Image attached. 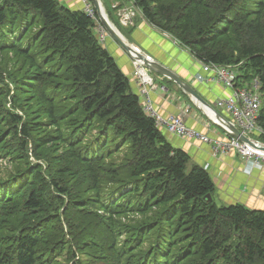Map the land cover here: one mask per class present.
Masks as SVG:
<instances>
[{
    "label": "trees",
    "instance_id": "obj_1",
    "mask_svg": "<svg viewBox=\"0 0 264 264\" xmlns=\"http://www.w3.org/2000/svg\"><path fill=\"white\" fill-rule=\"evenodd\" d=\"M132 1L237 87L259 80L264 143V0ZM94 27L59 0H0V264H264V208L215 202Z\"/></svg>",
    "mask_w": 264,
    "mask_h": 264
},
{
    "label": "crops",
    "instance_id": "obj_2",
    "mask_svg": "<svg viewBox=\"0 0 264 264\" xmlns=\"http://www.w3.org/2000/svg\"><path fill=\"white\" fill-rule=\"evenodd\" d=\"M62 4L73 8L82 9L81 0H59ZM105 12L104 1L99 0ZM122 5L124 0H111ZM92 2V1H91ZM93 4V3H92ZM94 6V5H93ZM113 15L118 19L115 10ZM135 26L131 29L124 28L127 32L119 29V32L128 43L139 47L152 59L169 67L183 79L195 87L198 93L227 120L229 115L221 107L215 104L218 98H226L231 94V89L221 82L199 80L209 77L212 72L203 68L201 62L195 59L183 46L171 38L167 33L158 30L155 26L139 17ZM97 24L95 23L94 31ZM107 33V32H106ZM109 40L107 41V38ZM102 44L111 53L121 70L127 76L133 92L137 93L140 101L144 98L140 95V86L136 76L133 74L134 64L127 52L112 39L108 33ZM156 88H148L147 96L153 102L154 107L163 114H183L187 125L194 127L212 137H225L226 130L215 124L207 115L203 106L197 105L190 96L183 92L177 85L168 84L160 79L157 73L149 71ZM154 76H157V81ZM162 82V83H161ZM163 87V88H162ZM168 139L176 146L185 150L192 163L203 166L211 175L216 192L226 201L240 202L248 207L264 208V167L246 166L247 163L237 153H226L213 155L211 146L197 140L178 137L164 130ZM249 169V170H248Z\"/></svg>",
    "mask_w": 264,
    "mask_h": 264
},
{
    "label": "built area",
    "instance_id": "obj_3",
    "mask_svg": "<svg viewBox=\"0 0 264 264\" xmlns=\"http://www.w3.org/2000/svg\"><path fill=\"white\" fill-rule=\"evenodd\" d=\"M129 4L122 5L119 2H113L112 8L119 19V23L123 27L135 26V18L140 12L134 6L132 0H128ZM83 4L82 10L97 24V40L102 45L106 37V30L98 20L97 13L91 0H81ZM137 47V46H135ZM140 49L139 47H137ZM142 51V50H141ZM149 59H152L149 56ZM133 74L138 80L140 86L139 93L144 98L142 108L144 112L154 119L155 125L168 133L183 137L186 139L197 140L207 143L211 146L213 155L237 153L249 167H264V150L260 148L264 145L259 138H255L252 134L259 135L262 132L261 127L257 124V117L262 103V94L260 91V82L257 78H253L245 82L242 86L237 87V73L233 71L232 65H219L213 63L201 62L203 68L211 71L209 77L198 76L197 79L205 81L221 82L232 91L226 98H218L215 104L221 107L229 115V121L246 137L250 138L252 144L240 141L238 138L226 133L223 137H212L201 132L194 127L186 124L183 114H163L160 113L153 105L151 99L147 96L148 88H156L149 71L139 60H133ZM147 87V89H146ZM163 88V87H162ZM249 170V169H248Z\"/></svg>",
    "mask_w": 264,
    "mask_h": 264
},
{
    "label": "water",
    "instance_id": "obj_4",
    "mask_svg": "<svg viewBox=\"0 0 264 264\" xmlns=\"http://www.w3.org/2000/svg\"><path fill=\"white\" fill-rule=\"evenodd\" d=\"M95 11L97 13V17L101 25L104 27L108 35L114 39L121 47L127 52V54L132 58V60H139L143 63L144 67L148 71H152L157 73L164 78L172 81L175 85H177L183 92H185L188 96L192 98V100L199 106H203L207 110V115L209 118L217 124L219 127H222L226 130V132L240 141L248 142L252 144L250 138L243 135L229 120H227L221 113H219L212 105H210L195 89L193 85H191L187 80L183 79L179 74L165 66L164 64L158 62L154 59H149L148 55L138 49L134 45L127 42V40L123 37V35L119 32L117 27L113 24V22L109 19L106 14L103 6L101 5L99 0H91ZM260 148L264 150V145H261ZM207 201L212 200V196L210 194L206 195Z\"/></svg>",
    "mask_w": 264,
    "mask_h": 264
},
{
    "label": "rangeland",
    "instance_id": "obj_5",
    "mask_svg": "<svg viewBox=\"0 0 264 264\" xmlns=\"http://www.w3.org/2000/svg\"><path fill=\"white\" fill-rule=\"evenodd\" d=\"M104 1V4H105V7H107V10L110 12V13H112L113 14V9L111 8V6H110V4H111V0H103ZM124 2L126 3V4H129V1L128 0H124ZM106 14H107V12H106ZM108 15V14H107ZM139 16H140V14L138 13L137 14V16H136V19H137V21L140 19L139 18ZM115 20H116V18H115ZM117 21V20H116ZM114 24V23H113ZM115 25V24H114ZM116 26V25H115ZM117 27V26H116ZM119 27V29H121V30H123V31H125V32H127L124 28H122L120 25L118 26ZM118 29V28H117ZM118 29V30H119ZM164 32V31H163ZM166 33V32H165ZM107 35V34H106ZM107 38V41L109 40V38L108 37H106ZM105 42L104 44H106V43H108V42ZM180 44V43H179ZM240 65V64H239ZM233 71L235 72V73H238V71H237V69H236V67H234V69H233ZM158 76H160V79H163L162 80V82L164 81V77L163 76H161V75H159V74H157ZM154 78H155V80L157 81L158 79H157V76H154ZM161 82V83H162ZM165 82V81H164ZM252 136L253 137H255V138H257L258 137V135H256V134H252ZM29 153H31V152H29ZM32 161L34 160L33 159V157H31L30 158ZM191 164H192V162L189 160V162H188V165H187V170H189L190 169V167H191ZM11 168H13V163H11L10 161H9V159H3V160H0V176H3V175H5V174H7V172L11 169ZM214 198H215V202L217 203V204H219V205H221V206H226V205H228V204H230V202H228V201H226L224 198H222L221 196H220V194H218V193H215L214 194ZM59 259L64 263V258L63 257H59ZM73 262L71 261V262H69V264H72Z\"/></svg>",
    "mask_w": 264,
    "mask_h": 264
}]
</instances>
